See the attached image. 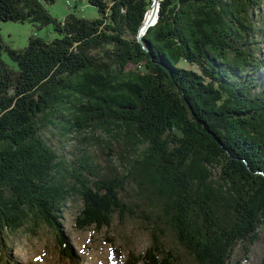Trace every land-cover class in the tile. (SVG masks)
I'll list each match as a JSON object with an SVG mask.
<instances>
[{"label":"trees","instance_id":"1","mask_svg":"<svg viewBox=\"0 0 264 264\" xmlns=\"http://www.w3.org/2000/svg\"><path fill=\"white\" fill-rule=\"evenodd\" d=\"M89 2L98 17L61 20L41 0H0V21L57 35L14 48L0 34V243L45 224L77 263L73 200L80 230L153 223L145 251L111 264H178L167 238L194 264H232L264 232V0H160L142 41L153 0ZM58 127L74 160L43 135Z\"/></svg>","mask_w":264,"mask_h":264},{"label":"rangeland","instance_id":"2","mask_svg":"<svg viewBox=\"0 0 264 264\" xmlns=\"http://www.w3.org/2000/svg\"><path fill=\"white\" fill-rule=\"evenodd\" d=\"M49 12L63 20L69 13L93 19L99 16L98 9L89 0H41ZM154 17L155 8L149 12ZM149 14V15H150ZM149 17V16H148ZM0 34L5 44L14 48H24L31 36L36 35L52 39L56 37L52 25L38 27L29 22L0 21ZM2 58L11 67L16 68L14 62L6 52ZM61 127L51 128L43 133L45 139L67 161L74 160L72 153L76 152L75 139L61 135ZM91 149H94L91 146ZM97 151V149H96ZM218 171V169H214ZM140 203V200L136 202ZM82 208V202L73 200L64 210L63 227L69 240L77 252V263L63 254L55 232L47 225L41 224L36 232L22 229L16 233L8 232L0 243V264H111L113 253L123 252L126 259L129 252L139 254L145 251L153 242L150 231L151 223L148 217L129 216L125 220L116 217L109 228L96 230L90 227L80 230L75 225V218ZM260 237L254 242H240L233 253L232 264H259L264 254V232L260 230ZM107 238H112L113 243ZM166 247L173 248L178 255V264H194L192 257L185 249L180 248L174 240H164Z\"/></svg>","mask_w":264,"mask_h":264},{"label":"water","instance_id":"3","mask_svg":"<svg viewBox=\"0 0 264 264\" xmlns=\"http://www.w3.org/2000/svg\"><path fill=\"white\" fill-rule=\"evenodd\" d=\"M156 6V13H155V17L153 19V22H151L150 24H147V22L145 23V19H146V16H145V19L143 21V24L140 28V33H139V40L142 41V38H143V34H144V31L148 29V27H150L151 25H154L156 22H157V19L159 17V10H160V0H154L153 1V4L152 6ZM149 11V10H148ZM147 11V13H148Z\"/></svg>","mask_w":264,"mask_h":264},{"label":"bare ground","instance_id":"4","mask_svg":"<svg viewBox=\"0 0 264 264\" xmlns=\"http://www.w3.org/2000/svg\"><path fill=\"white\" fill-rule=\"evenodd\" d=\"M153 1H154V0H153ZM152 7L155 8V13H156V6L154 5V6H152ZM152 7H151V8H152ZM149 12H150V10L148 11V13H149ZM148 13H147V16L149 15ZM155 13H154V17H155ZM147 16H146V19H147V20L145 19V23L147 22V24H150L151 22H153L154 17H152L151 14L149 15V17H147Z\"/></svg>","mask_w":264,"mask_h":264}]
</instances>
